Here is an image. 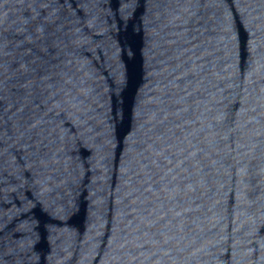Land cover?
Instances as JSON below:
<instances>
[{"label":"water","instance_id":"95a60500","mask_svg":"<svg viewBox=\"0 0 264 264\" xmlns=\"http://www.w3.org/2000/svg\"><path fill=\"white\" fill-rule=\"evenodd\" d=\"M0 264H264V0H86L0 157Z\"/></svg>","mask_w":264,"mask_h":264}]
</instances>
